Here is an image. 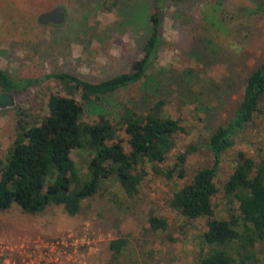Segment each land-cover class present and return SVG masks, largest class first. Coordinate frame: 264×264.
Masks as SVG:
<instances>
[{
  "label": "rangeland",
  "instance_id": "obj_1",
  "mask_svg": "<svg viewBox=\"0 0 264 264\" xmlns=\"http://www.w3.org/2000/svg\"><path fill=\"white\" fill-rule=\"evenodd\" d=\"M214 4L223 29L209 23ZM156 8L161 43L148 77L107 95L105 104L111 112L122 104L145 112L156 99H165V114L182 130L157 166H171L190 148L183 177L165 178L146 164L131 199L110 178L74 215L60 206L35 214L16 206L0 210V264H196L206 217L186 219L169 199L196 170L211 166L208 136L229 119L246 76L264 58V0H0V69L15 78L65 72L89 82L125 72L142 55L147 17ZM54 9L63 12L62 22L38 23L40 13ZM62 92L54 78L14 92V105L0 109V158L15 137L19 111L40 119L47 113L48 95ZM258 107L220 155L212 196L216 217L237 212L222 191L235 152L264 155V92ZM82 118L93 121L96 115L85 111ZM118 136L127 152V135L119 129ZM70 156L84 171L86 155L72 150ZM149 213L163 217L166 228L151 230ZM116 239L124 240L117 254L110 247ZM254 251L252 264H264V239Z\"/></svg>",
  "mask_w": 264,
  "mask_h": 264
},
{
  "label": "trees",
  "instance_id": "obj_2",
  "mask_svg": "<svg viewBox=\"0 0 264 264\" xmlns=\"http://www.w3.org/2000/svg\"><path fill=\"white\" fill-rule=\"evenodd\" d=\"M215 5L210 8L209 23L223 29ZM160 16L156 8L147 17L148 34L141 46V57L134 58L127 71L96 82L65 72L15 78L0 69V90L20 92L43 79L54 78L63 91L48 95L47 113L40 119L25 109L19 111L15 137L0 158V210L16 206L24 213L35 214L49 206H60L68 215H74L81 202L110 178L131 199L146 174V164L165 178L183 177L190 148L178 153L171 166H157L173 148V135L182 130L176 119L165 114V99H156L145 112L125 104L111 112L105 104L107 95L148 77L161 43ZM263 92L264 58L246 76L229 119L208 136L205 144L212 156L211 166L196 170L169 199V205L186 219L206 217L196 264H252L255 244L264 239V155L251 157L240 150L235 152L236 162L222 191L237 204L236 213L216 217L212 203L220 155L259 112ZM85 111L96 118L85 121ZM119 129L127 135V152L119 139ZM72 150L86 155L84 171L71 158ZM147 221L153 231L167 226L163 217L152 213ZM123 244V239H116L110 247L117 254Z\"/></svg>",
  "mask_w": 264,
  "mask_h": 264
},
{
  "label": "water",
  "instance_id": "obj_3",
  "mask_svg": "<svg viewBox=\"0 0 264 264\" xmlns=\"http://www.w3.org/2000/svg\"><path fill=\"white\" fill-rule=\"evenodd\" d=\"M63 20V12L60 9H54L42 12L38 15L39 24L54 23L58 24ZM14 105V92L0 90V109L12 107Z\"/></svg>",
  "mask_w": 264,
  "mask_h": 264
}]
</instances>
